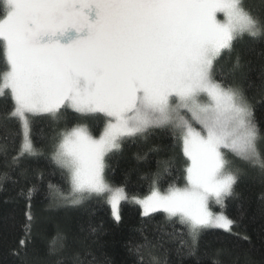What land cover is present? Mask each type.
<instances>
[{
	"label": "snow or ice",
	"instance_id": "snow-or-ice-1",
	"mask_svg": "<svg viewBox=\"0 0 264 264\" xmlns=\"http://www.w3.org/2000/svg\"><path fill=\"white\" fill-rule=\"evenodd\" d=\"M5 8L0 96L10 92L8 118H18L24 129L14 162L37 154L27 114H47L57 125L62 108L103 114L99 136L83 123L58 128L52 159L63 170L72 203L111 192L108 203L118 221L127 196L105 179L106 155L127 138L146 139L151 128L170 126L189 162L187 184L154 188L138 201L143 215L162 210L178 217L193 245L202 230H230L234 221L223 210L210 211L209 200L224 205L245 169L221 149L261 172L264 154L253 103L242 85L216 79V61L245 34L264 35V20L241 0H5ZM162 163L167 171L170 162Z\"/></svg>",
	"mask_w": 264,
	"mask_h": 264
},
{
	"label": "trees",
	"instance_id": "trees-1",
	"mask_svg": "<svg viewBox=\"0 0 264 264\" xmlns=\"http://www.w3.org/2000/svg\"><path fill=\"white\" fill-rule=\"evenodd\" d=\"M241 4L264 20V0ZM5 13L0 0V20ZM216 67L217 80L242 85L253 103L261 137L258 146L264 154V35L238 38L231 53L222 51ZM5 69L0 43V72ZM13 108L10 92L0 96V264H264V172L259 168L232 157L244 174L226 206L212 210H223L234 224L229 231L202 230L193 245L178 217L158 212L143 216L137 204L123 202L117 221L104 196L85 194L80 203L71 202L63 170L52 159V137L65 123L87 124L99 136L106 119L102 114L62 108L59 125L47 114L28 115L29 138L37 154L14 162L22 136L19 120L8 118ZM149 132L146 139L127 138L105 157V179L130 197L142 198L154 188L164 191L169 184L183 187L187 182L189 162L182 141L168 126ZM164 161L170 162L167 171ZM145 244L138 252L137 245Z\"/></svg>",
	"mask_w": 264,
	"mask_h": 264
},
{
	"label": "rangeland",
	"instance_id": "rangeland-1",
	"mask_svg": "<svg viewBox=\"0 0 264 264\" xmlns=\"http://www.w3.org/2000/svg\"><path fill=\"white\" fill-rule=\"evenodd\" d=\"M3 2H4V5H5V0H3ZM5 18V16L3 17V19ZM217 18L218 19H223V15H222V13H218L217 14ZM2 20V19H1ZM247 35V34H246ZM2 44V43H1ZM3 46V45H2ZM71 109V108H70ZM72 110V109H71ZM72 111H74V110H72ZM75 112V111H74ZM78 113V112H77ZM93 114H95V113H93ZM28 115H46V114H43V113H41V114H27V116ZM103 115V114H102ZM182 115H184L190 122H192V124H193V126L194 127H196L197 129H199V125L198 124H196L195 123V121H193L192 120V117H191V114L190 113H187V112H182ZM18 119V118H17ZM19 120V119H18ZM19 122H20V125H21V136H22V141H23V139H24V129H23V125H22V122L19 120ZM164 127H167V126H164ZM168 127H170V126H168ZM155 128H161V127H155ZM151 129H153V128H151ZM114 151V150H113ZM221 151L226 155V157L229 159V160H231L232 162H234L233 161V156H234V154L233 153H231V152H229L227 149H221ZM112 152V151H111ZM109 154V153H108ZM107 154V155H108ZM106 155V156H107ZM186 184H187V182H186ZM185 184V185H186ZM112 189H113V191L115 190V189H117L116 187H113L112 186ZM153 191V190H152ZM151 191V192H152ZM151 192L148 194V195H146V196H144V197H142V198H134V197H130V196H127L126 194H125V192H123V194L124 195H126L127 196V199H124V200H121L120 201V203H119V206H120V204L121 203H123V202H130V203H134V204H137L138 205V207L140 208V211H141V213H142V215H143V208H142V206H141V204L140 203H138V201L139 200H143L144 198H146L147 196H149V195H151ZM113 193H105L104 194V198H105V200H106V202H107V204H108V206H109V208H110V211H111V216H112V218L114 219V220H116L114 217H113V215H112V210H111V206H110V204L108 203V198L112 195ZM212 206H214V207H220L221 205H216L215 204V202H214V200L213 199H210L209 200V210L210 211H212V212H214V213H217V212H215V211H213L212 210ZM156 212H158V213H165V212H163L162 210H157V211H154V212H151V213H149L148 215H150V214H153V213H156ZM166 215H168L167 213H165ZM218 214V213H217ZM147 215V216H148ZM143 216H145V215H143ZM208 229H219V228H208ZM219 230H223V229H219Z\"/></svg>",
	"mask_w": 264,
	"mask_h": 264
}]
</instances>
